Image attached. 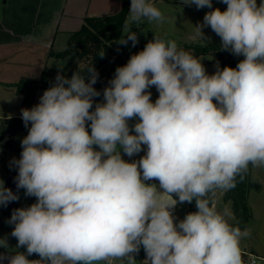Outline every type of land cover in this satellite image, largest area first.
<instances>
[{
  "label": "clouds",
  "instance_id": "9594fccd",
  "mask_svg": "<svg viewBox=\"0 0 264 264\" xmlns=\"http://www.w3.org/2000/svg\"><path fill=\"white\" fill-rule=\"evenodd\" d=\"M220 2L223 11L213 0H182L209 9L194 38L209 42L210 27L221 50L243 57L235 68L217 63L208 74L204 58L153 32L116 68L101 102L92 65L71 77L61 69L39 103L21 110L28 134L12 162L15 183L35 202L13 210L17 244L0 264H243L251 230L208 197L264 166V0ZM165 20L154 0H130L117 43L135 47L134 26ZM19 199L0 180V206ZM193 202L196 211L174 215ZM0 248L9 249L6 237Z\"/></svg>",
  "mask_w": 264,
  "mask_h": 264
},
{
  "label": "rangeland",
  "instance_id": "374dc122",
  "mask_svg": "<svg viewBox=\"0 0 264 264\" xmlns=\"http://www.w3.org/2000/svg\"><path fill=\"white\" fill-rule=\"evenodd\" d=\"M154 2L164 13L166 17L165 22L156 24L144 21L139 28L134 26L133 31L137 32L138 43L133 47L129 41L128 45L125 46L127 50L133 51L143 41L152 40L154 36L153 32L166 40H175L178 46H220V38L210 27L203 30L205 37L210 38L209 42L202 43L194 38V26L202 23L203 17L209 9H197L195 5L183 4L182 0H154ZM257 2L259 3L260 0H257ZM226 7L220 0H213V8H220L223 11ZM42 56V52H33L29 49L0 52V180L3 181H5L7 174L14 167L12 163L13 159L20 158L21 151L18 149V142L21 139L22 124L24 125L21 118L22 124L18 121L7 122L5 119L18 118V115H21V110L27 108L23 105L22 98L15 93L16 89L13 85L22 78L39 80L46 65L51 68H60L66 63V61L54 57H48L46 63L45 59H43L44 63H42ZM201 57L204 58L202 63L208 74L216 71L217 63L222 68V63L219 60H215L212 56ZM240 58L243 59L242 56ZM44 91V89L38 90L32 107L39 103V99ZM150 91L152 93L151 99L154 102L159 94L154 86ZM134 122L131 121L130 123ZM25 129L28 132V128L25 127ZM142 155H144V152H141L132 159H139ZM124 158L126 160L129 159L126 156ZM249 169L251 181L258 183L260 188L259 190H251L249 192L248 204L251 209L252 219L248 228L251 230V235L241 241L240 248L241 251L246 250L247 252H251L253 250L258 256H264V166L253 167L250 165ZM215 192L212 195V203L216 201L215 207L219 211L228 209L232 214V206L229 209L228 206L224 205L222 198L216 197L215 199ZM224 192L226 193V191ZM19 197L20 199L15 202L12 209L5 208L0 210V238L6 237L9 244V249L0 248V251H12V248L17 244L16 238L11 236L14 225L8 223L13 210L27 207L35 202V198L26 196L24 190L19 194ZM161 199H169V197L162 195ZM189 205V203L178 204L174 210V215L179 219H183L187 214ZM233 220L232 214L229 220L232 225L234 223ZM241 255L243 264H247L251 256H247L246 253L242 252ZM136 260L138 262L144 261L145 255L143 258H136Z\"/></svg>",
  "mask_w": 264,
  "mask_h": 264
},
{
  "label": "trees",
  "instance_id": "16d2710c",
  "mask_svg": "<svg viewBox=\"0 0 264 264\" xmlns=\"http://www.w3.org/2000/svg\"><path fill=\"white\" fill-rule=\"evenodd\" d=\"M128 11L129 1H126L123 9L116 15L86 18L81 29L70 35L64 49L50 52V57L66 61L64 66L60 68L45 66L39 80L22 78L13 85L16 89L15 93L22 98L23 105L31 108L38 90H46L51 87L61 69L65 76L71 77L76 71L86 74L87 69L92 65L99 73V79L94 87L101 92V96L95 98L97 102H100L103 99V89L108 86L109 81L113 78L116 68L125 65L131 55L143 50L146 43L150 41H143L133 51H129L125 45L117 43L123 37V23ZM179 47L197 57L212 56L222 63V68L225 66L235 68L238 59L241 57L221 50L220 46L183 45ZM102 52H104V55L100 56ZM5 120L7 122L18 121L22 124L20 118ZM23 126L22 124L21 139L18 142L19 151H22L21 140L28 134ZM259 188L258 183L251 181L248 169L242 180L239 177L237 178L236 187L226 191L224 201L229 202L232 206L235 216L234 226L238 225L241 229L249 227L252 213L248 204V195L251 190H259ZM212 195L213 193H210L208 197L211 201ZM194 211H196V207L193 202L189 205L187 213ZM144 254L143 249H141L138 255L141 258Z\"/></svg>",
  "mask_w": 264,
  "mask_h": 264
},
{
  "label": "crops",
  "instance_id": "0c3cea01",
  "mask_svg": "<svg viewBox=\"0 0 264 264\" xmlns=\"http://www.w3.org/2000/svg\"><path fill=\"white\" fill-rule=\"evenodd\" d=\"M126 1L130 9V0H0V52L26 49L42 52V63L43 59L46 63L51 58L50 52L64 49L70 35L81 29L86 18L116 15ZM149 183L159 185L158 181ZM215 193V199L222 198L224 205L231 209V204L224 201V190L217 189ZM173 198H176L174 194ZM243 251L247 256H254L253 264H264V256H258L253 250ZM8 253L0 251V254ZM29 259L39 257L33 255ZM2 264H7V260Z\"/></svg>",
  "mask_w": 264,
  "mask_h": 264
},
{
  "label": "water",
  "instance_id": "95a60500",
  "mask_svg": "<svg viewBox=\"0 0 264 264\" xmlns=\"http://www.w3.org/2000/svg\"><path fill=\"white\" fill-rule=\"evenodd\" d=\"M1 140H3V139L1 138ZM17 174H18V170L14 166L13 169L10 171V173L7 174L5 181H4V184H5V187L10 188L14 193H17L19 195L23 189L18 190L16 188L15 177L17 176ZM15 202L16 201L9 203L7 205V207L0 206V210H3L4 208L12 209L15 205ZM137 256L139 257V255H137Z\"/></svg>",
  "mask_w": 264,
  "mask_h": 264
},
{
  "label": "built area",
  "instance_id": "2783aa9c",
  "mask_svg": "<svg viewBox=\"0 0 264 264\" xmlns=\"http://www.w3.org/2000/svg\"><path fill=\"white\" fill-rule=\"evenodd\" d=\"M241 252L244 253V254L246 253V252L243 251V250H242ZM253 258H254V256H251V258L249 259V262H248L247 264H253V263H254V260H255V259H253Z\"/></svg>",
  "mask_w": 264,
  "mask_h": 264
}]
</instances>
